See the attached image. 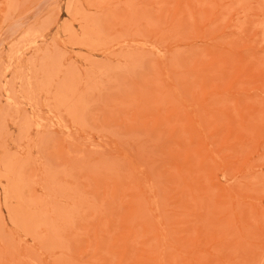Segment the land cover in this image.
Here are the masks:
<instances>
[{
    "label": "rangeland",
    "instance_id": "1",
    "mask_svg": "<svg viewBox=\"0 0 264 264\" xmlns=\"http://www.w3.org/2000/svg\"><path fill=\"white\" fill-rule=\"evenodd\" d=\"M0 264H264V0H0Z\"/></svg>",
    "mask_w": 264,
    "mask_h": 264
}]
</instances>
